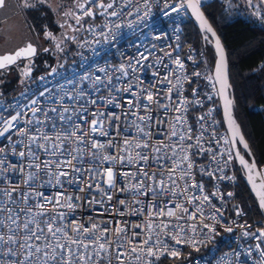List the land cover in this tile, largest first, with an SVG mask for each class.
<instances>
[{
    "label": "snow or ice",
    "instance_id": "obj_1",
    "mask_svg": "<svg viewBox=\"0 0 264 264\" xmlns=\"http://www.w3.org/2000/svg\"><path fill=\"white\" fill-rule=\"evenodd\" d=\"M245 3L254 9L252 15L264 22V0ZM163 4L165 16L190 11L199 22L205 43L214 42L218 57L215 73L204 78L224 102L232 139H224L223 143L230 148L215 152L200 143L212 127L208 124L211 108L197 117L202 130L193 135L187 113L189 105L203 107L200 93L193 89L191 100L183 95L182 80L193 82L182 75L185 63L178 56L173 58L170 51L157 56L156 45L137 50L126 63L112 66L111 71L98 68L103 75L91 77L93 95L83 91L76 96L66 94L67 99L75 101L73 105L58 101L59 109L50 107L44 111L36 107L38 101L33 99L15 114H0V138L8 141L0 146V264H157L161 257L180 260L184 247L199 252L201 246L219 235L218 226L225 232L233 231L227 221L222 222L224 212L212 200L216 197L223 203L224 194L216 186L207 194L205 184L198 182L195 175V157L207 153L211 163L201 164L199 173L213 180L232 181L226 169L233 160L231 150L236 147V137L244 149L249 148L233 118V101L227 96L225 50L201 11L202 0H163ZM18 6L23 10L50 11L57 18L59 34L50 31L47 24L43 32L44 40L51 44L43 51L54 53H65L67 43L83 48L100 43L101 38L104 42L110 36L115 39L124 27L125 17L146 21L153 14L150 0H70L68 7L63 0H18ZM7 7L8 0H0V10ZM98 18L103 23L98 24ZM132 23L129 21L127 26L132 27ZM82 32L88 34L83 40ZM37 55L38 47L31 42L0 54V74L13 65L19 67L17 62L25 60L21 75L29 77ZM165 58L175 67H170ZM145 69H151L154 78L147 86L139 75ZM55 72L53 68L49 75ZM192 74L202 76L201 72ZM165 84L168 87L163 90L158 87ZM125 94L130 98L126 99ZM174 95L177 99H173ZM112 108L120 109L119 113L109 111ZM154 109L162 111L164 119L154 117ZM40 112L43 119L37 116ZM165 126L166 130L161 131ZM157 135L162 139H155ZM210 140L220 144L214 128ZM225 152L227 159H222ZM235 158L248 172V182L264 210V174L256 172L257 182L253 176L255 162H246L238 151ZM117 192L128 195L115 199ZM233 195L227 192L228 197ZM85 203L90 208L99 205L103 211L76 218L74 213ZM234 210L237 217L244 215L238 205ZM106 215L108 218H104ZM125 216L144 219H122ZM237 226L245 239L256 243L249 244L243 253H226L220 258L221 264H240L242 255L253 257L254 253L259 259H253V264H264V226H257L255 231L250 224ZM185 258L190 264V254ZM214 259L201 257L196 264H213Z\"/></svg>",
    "mask_w": 264,
    "mask_h": 264
},
{
    "label": "built area",
    "instance_id": "obj_2",
    "mask_svg": "<svg viewBox=\"0 0 264 264\" xmlns=\"http://www.w3.org/2000/svg\"><path fill=\"white\" fill-rule=\"evenodd\" d=\"M153 6V14L146 21H138L136 16H127L124 18V27L119 31V35L113 39L111 36L107 42L103 41L101 38L100 43L86 45L83 48H79L77 45L73 54L72 60L62 66L56 68V72L49 75L52 72L50 69L47 72L39 74L31 82L26 84L21 88V90L13 97L10 98H0V114L8 116L10 114H15L16 111H19L24 105H30V101L35 99L38 101L36 107H40L44 111H47L50 107H57L59 109L58 101L65 106L73 105L75 101L69 100L66 97V94L76 96L78 92L83 91L90 96L93 95L90 85L92 83L91 77L96 75H103L97 69L100 67H105L111 71L112 66L126 63V61L134 56L139 51H144L145 48H152V45H156L157 56H163L164 51L172 52L173 58L179 57L182 62L185 63V71L182 75H187L193 82L191 84L184 82L183 85V95L189 100L193 98V89H196L200 95L199 99L203 101V107H193L189 105L188 107V122L193 127L195 136L202 129L200 128L197 117L204 113H207L211 108L212 119L208 121V124H211V128H208V124L205 125V128H208L205 132L204 138L201 140L206 148L211 147L215 152H220L230 148V145L223 143L224 139H228V136L223 128L221 117L219 115V108L216 104L218 103L217 96L213 92L212 85H210L207 80L204 78L207 75H211L206 61L204 51L196 48L190 42L186 41L183 38V33L185 27L190 21L187 11L182 12L177 15L172 13L170 16L163 15V0H150ZM170 2H175V0H170ZM142 3V0H141ZM158 5V6H157ZM132 11L135 12V7H132ZM129 21L133 22L132 27H128ZM98 24L103 23L99 18L96 21ZM179 29V31H177ZM87 33H81L80 39L83 40ZM156 37H160L156 39ZM179 37V39H177ZM91 39V37H89ZM179 45V47H177ZM192 59H189V57ZM195 61V63H193ZM165 62L169 63L170 67H175L171 64V61L168 58H165ZM201 72L202 76L197 78L192 73ZM163 71L161 75H163ZM141 78L145 81V86H147L148 81H152L154 78L151 76V69H145L142 73L139 74ZM82 77H89L88 79H81ZM162 90L168 87V85H158ZM43 92L44 95H40ZM212 96L211 99L208 98V95ZM107 95V93H105ZM61 97H65L61 100ZM125 98H130L125 94ZM173 99H177L174 95ZM219 105V104H218ZM7 109V111H4ZM27 111V109H25ZM109 111H114L119 113L120 109L112 108ZM143 114V112H141ZM174 113H169V116ZM152 115L156 117L159 115L160 119H164V113L162 111L153 110ZM29 116L31 113L29 112ZM37 116L43 119V113H37ZM49 116H54L53 113L49 112ZM26 119V117H22ZM134 119L129 117V120ZM23 126V125H21ZM215 129V134L220 138V144L217 145L216 141L210 140L212 135V129ZM161 131L166 130V126L160 129ZM153 132L156 131L155 127L152 129ZM132 133H128L131 135ZM15 139V137H14ZM98 139L103 140V138L98 137ZM155 139H162L161 136L157 135ZM195 143V141H192ZM8 141L4 138H0V146L7 145ZM110 151H112L110 149ZM228 153L225 152L222 159H227ZM231 155L233 153L231 150ZM13 163L16 162L11 156L9 157ZM196 180L202 182L206 186V193L210 194L213 190H216L214 186L218 187L220 193H223L222 203L220 199L212 197L213 204L217 207H220L224 212L223 221L233 228L232 232H225L222 227L217 228L219 235L215 236L212 241L206 242V246H201L199 252L193 251L190 248H182L183 256L188 257L190 254V264H196L198 258L203 257L205 260L212 259L213 264H221L220 258L226 253H230L232 250L241 251L242 253L246 251L249 244L254 245L256 241H250L245 239L242 236V229L237 225L250 224L253 226L252 230L255 231L257 226H263L262 219L248 220L246 217V211L243 207L242 202L236 197V181H235V164L234 159L229 164L226 169V174L232 176L234 179L232 181H219L213 180L208 176H202L198 168L201 164L210 165L209 154H204L202 156H196ZM107 166V165H105ZM214 167V165H212ZM119 165L117 169L119 170ZM125 171L131 170L130 168H125ZM219 176V173H217ZM47 179V177H45ZM118 180L121 178L118 176ZM192 181H189V188H191ZM45 192L50 191V189H43ZM227 192H233L232 197L227 196ZM128 194L125 193H115V199H125ZM234 205H238L243 211L244 215L237 217L234 210ZM125 212L128 209H123ZM103 211L99 205L94 208H90L88 204H84L83 207L78 208L74 215L76 218L88 217L89 215H95L97 212ZM206 213H209V209H205ZM104 218H108L107 215ZM121 219L120 217H117ZM122 219H127L130 221H140L144 219L140 216H125ZM169 257H161V260ZM253 259L258 260L259 257L254 253L253 257H247L242 255L240 257V264H253ZM160 260V261H161ZM159 261V262H160ZM157 262V264H159ZM189 263V260H188Z\"/></svg>",
    "mask_w": 264,
    "mask_h": 264
},
{
    "label": "trees",
    "instance_id": "obj_3",
    "mask_svg": "<svg viewBox=\"0 0 264 264\" xmlns=\"http://www.w3.org/2000/svg\"><path fill=\"white\" fill-rule=\"evenodd\" d=\"M225 4L220 0L205 1L202 4V10L225 49L229 84L233 95L234 117L261 171L264 166V24L251 19L244 11L227 9ZM20 13L25 18L28 29L35 33H40L45 24L49 28H56L54 17L50 11L21 9ZM189 26L194 28L192 22ZM75 47L76 44L67 46L64 54L66 59L62 58V64L66 65L72 60ZM43 48L38 51V55L45 54L47 56L48 53H52L44 52ZM196 48L204 51L200 45ZM49 61L45 67L36 70L37 74L31 77L30 82L39 73L52 69L53 59L50 58ZM212 64L213 58L210 59L209 71L212 69ZM20 89L13 90L10 97L15 96ZM5 95L0 98H7ZM236 181V197L242 202L247 219H261L254 198L238 174ZM178 262L188 263V259L185 256H182L180 260L166 258L159 264Z\"/></svg>",
    "mask_w": 264,
    "mask_h": 264
},
{
    "label": "rangeland",
    "instance_id": "obj_4",
    "mask_svg": "<svg viewBox=\"0 0 264 264\" xmlns=\"http://www.w3.org/2000/svg\"><path fill=\"white\" fill-rule=\"evenodd\" d=\"M205 1H210V0H202V3ZM220 1H223L226 3L225 5L227 9L231 11L236 10V9H238L240 12L244 11L246 12V14H248V17H250L251 19L264 24V22H262L261 19H258L256 16L252 15V12L254 11V9L248 8L246 6L245 0H220ZM14 2L16 3L18 11L14 13L13 15L8 16L6 19L0 22V54L13 51L18 47H22L26 45L28 42H31L34 45H36L38 47V51H40L41 48L43 47H50L51 46L50 42L44 40L43 38L44 29L40 33H35L34 31L29 30L27 27L25 18L20 13L21 8H19L18 6V1L14 0ZM63 2L66 7L70 6V0H63ZM230 2L232 4V7H229ZM255 3H256V0H254V4ZM53 17L55 20L56 28L55 29L49 28V27L48 28L50 31H53L55 34H59L60 29H59L58 24L56 23L57 18L54 15ZM80 36H81V33H80ZM68 45H75V44L67 43L65 46V52H66ZM206 53H209V59L213 58L214 60L213 50L210 47V45L207 47ZM64 54L65 53L52 52V53H48L47 56L45 54H39L37 57H34L32 60V65H31V75L29 77H23L21 75V70L23 69L27 61L25 60L18 61L17 63L19 67L16 65H13L10 67L9 70L4 71L3 74H0V96H3L4 94H6L5 96L7 98L9 96L10 98L13 90L22 88L23 86L28 84L30 82L31 77L37 74L35 73L36 70H38L39 68L45 67L50 62L49 61L50 58L53 59L52 68L59 67L60 65H62V58L66 59V56H64ZM216 106L217 108H219L218 103L216 104ZM261 173L264 174V166L261 168ZM174 264H189V263L178 262Z\"/></svg>",
    "mask_w": 264,
    "mask_h": 264
},
{
    "label": "water",
    "instance_id": "obj_5",
    "mask_svg": "<svg viewBox=\"0 0 264 264\" xmlns=\"http://www.w3.org/2000/svg\"><path fill=\"white\" fill-rule=\"evenodd\" d=\"M17 11H18V8H17L16 3L14 2V0H8V7L6 9L0 10V22L2 20L6 19L8 16L13 15ZM201 11L203 12L202 7H201ZM187 13L189 15V18H190L193 26L201 33L202 36H204V33L200 29L199 22L195 19V17H193L191 15V12L190 11H187ZM205 18H206V16H205ZM217 37H218V35H217ZM208 45H210V47L213 50V54H214V60H213V65H212V69H211V75L214 76V73H215V64H216V61H217L218 57L216 55V51H215V47H214V42L213 43H208ZM221 46L223 47L222 43H221ZM225 57H226V62H227L226 52H225ZM227 76H228V84H229L228 62H227ZM219 87H220L219 84H217L216 85L217 91L219 90ZM216 96H217V100H218V104H219L220 117H221V122H222L223 128H224V130H225V132H226V134L228 136V139L231 140L232 137H231V133L229 132V129H228V122L225 120V116H224V102L220 98L219 95L216 94ZM227 96H228L229 99H231L233 101L232 88L230 87V84H229V88L227 89ZM232 115H233V118L235 119L234 113H233V107H232ZM236 124L239 126V124L237 122H236ZM240 134L243 136L241 129H240ZM244 140H245V138H244ZM245 142H246V140H245ZM237 151L240 153V155H242L245 158L246 162H249V163H251L253 161L255 162V159L252 156V154L249 155V152L251 153L250 149L249 148L247 150L244 149L243 146L241 144H239V137H236V147L234 149H232L234 164H235V167L238 170V173H239L241 179L243 180L246 188L248 189L249 193L251 194V196L254 198V200L256 202V205H257L258 211L260 212L261 219L263 220V226H264V210H262L260 208V206H259V200H258L255 192H253V190H252V185L248 182V172L240 165L239 160H237L235 158ZM255 164H256V162H255ZM256 172H260L261 173V171L259 170L257 164H256V170L253 172V176L257 180V182H259V177L256 176Z\"/></svg>",
    "mask_w": 264,
    "mask_h": 264
},
{
    "label": "flooded vegetation",
    "instance_id": "obj_6",
    "mask_svg": "<svg viewBox=\"0 0 264 264\" xmlns=\"http://www.w3.org/2000/svg\"><path fill=\"white\" fill-rule=\"evenodd\" d=\"M190 22H191V20L188 22V24L185 27V31L183 33V37L185 38L186 41L190 42L193 46L197 47L198 45H200L201 47H203V49L205 51L204 52L205 61H206L207 66H209V62H210L209 53H206L207 52V47L209 45H208V43H205V41L203 39V36L201 35V33L195 27L192 28L191 26H189ZM237 174L239 175L238 170L235 167V181H236V175ZM236 184H237V181H236Z\"/></svg>",
    "mask_w": 264,
    "mask_h": 264
}]
</instances>
